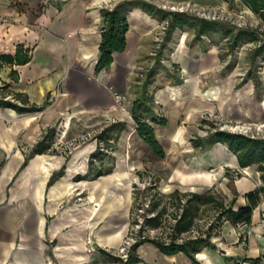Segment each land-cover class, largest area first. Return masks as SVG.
Wrapping results in <instances>:
<instances>
[{"label": "crops", "instance_id": "0c3cea01", "mask_svg": "<svg viewBox=\"0 0 264 264\" xmlns=\"http://www.w3.org/2000/svg\"><path fill=\"white\" fill-rule=\"evenodd\" d=\"M119 1L0 0V53L14 55L19 46L20 55L27 56L26 61H0V79L8 84L9 92H21L29 103L41 105L49 100L37 111L17 112L0 106V264H106L110 258L98 248L116 246L124 233L126 221L119 229L105 226L96 235L97 249L92 252L86 248L85 240H91L93 226L107 216L104 209L111 185L124 186L122 200L117 202L123 208L122 215L126 217L131 207L128 185L132 165L124 164L122 140L133 135L149 146L135 133L130 108L126 109L125 103L131 94V79L135 78L141 59L149 54L161 20L133 7L126 15L125 49L114 52L111 63L95 72L101 39L100 8H112ZM147 1L161 8L186 1L199 4V0ZM201 1L229 11L236 0ZM189 30L198 41L192 28L178 26L166 42L172 48L170 59L179 68L175 75L180 82L167 74L174 83L160 88L155 101L166 106L175 100L182 107L188 96H194V105L186 110V117L192 120L199 112V74L216 64V48H207L201 59L190 55L194 46L187 42ZM11 69L15 70L14 75L10 74ZM182 91L184 96L176 100ZM115 93L125 94L122 104L115 102ZM11 94L7 93L10 97ZM59 117L62 120L57 125ZM72 117L77 118L79 130H87L93 124L100 130L112 118L126 123L117 138L109 142L108 147H114L105 148L103 158L95 160L90 170L89 157L98 141L95 136L83 138L85 133L76 128L73 131L76 123ZM151 124L155 132V123ZM51 126L56 131L50 147L31 153ZM155 135L158 138L156 132ZM203 150L199 172L177 170V178L181 182L199 179L204 190L215 185L227 199L235 190L233 208L244 205L245 193L261 184L256 164L240 166L236 154L225 143L216 142ZM105 166L111 170L91 178L96 169ZM229 168H237L240 174L233 177ZM87 173L88 177H76ZM76 189L80 195L94 197L98 202L94 206L86 200L77 202ZM263 209L264 197L253 208L251 221L242 225L247 233L245 243L237 241L236 225L222 218L211 230L212 245L195 253L196 262L182 251L165 254L153 243L143 242L136 250L140 258L136 264H264Z\"/></svg>", "mask_w": 264, "mask_h": 264}, {"label": "rangeland", "instance_id": "374dc122", "mask_svg": "<svg viewBox=\"0 0 264 264\" xmlns=\"http://www.w3.org/2000/svg\"><path fill=\"white\" fill-rule=\"evenodd\" d=\"M199 7L206 8V11L208 10L210 13L216 11V13H219L226 20L234 23L237 27H257L258 38L260 40L264 39V22L257 14L244 5L241 0H236L229 11H222L221 8L208 5L201 0H199ZM190 31L191 30H189L187 42H193L194 46L189 53L190 55L194 57H198L199 55V59H201L206 56L205 53L208 51H204V48L209 49L213 48V46L216 48V64L199 74V93L197 95V97H199V112L196 116H194L192 120L186 117V110L194 105V96H188L186 103H183L182 107L177 106L175 100L166 106L158 104L155 101L157 98L156 92L160 88L174 83V79L169 78L167 74H176L179 71L178 66L176 68L173 67V63L170 59L172 48L167 44L162 47L164 35L159 45L155 44L156 41L154 39L149 54L141 59L134 74L135 78L131 79V94L125 103L127 105L125 108L129 109L132 100L142 89L148 70L155 67L158 72L150 79L147 92L153 95V108L156 112L161 114V116H166V123L164 125L158 126V124H155V132L164 148L165 157L159 158L155 156L144 143L133 135H128L127 138L122 140L123 146L121 148L125 158L124 164L126 166L132 165V169L130 170L132 177L128 185L131 194L129 207L133 202L132 190L138 188L143 189L145 187L147 188L145 195L139 196L137 199L138 202L142 201L144 204L147 202V199L151 200L153 198L160 200L161 204L164 203L167 207L166 212L163 214L160 227L149 228L145 232L149 237H163L169 234L171 230L170 226L173 222V213L177 200L174 197H169L167 195L169 192L174 189H177L179 192L204 191L203 184L199 182V179L181 182L180 179L177 178L180 174L179 172L193 174L199 172V160L203 156L204 150L203 148L193 147L190 142L191 137L205 136L208 132L216 129L240 132L255 137H264V63L261 57L256 59L257 63L262 64L257 67V74L261 79L259 90H256L252 79H243L247 69L251 65L248 54L257 42H243L230 53L227 49L226 39L220 40L219 44L212 43L206 36L203 39L195 41ZM218 45L220 47H218ZM219 52L223 54L222 59L219 57ZM204 62L205 59L202 63ZM0 75H3L1 65ZM1 86H3V80L0 79V87ZM8 90L7 87L1 89V91L4 92ZM184 94L185 93L182 91V94L176 96V100H180ZM6 98L14 101L9 95H7ZM61 120L62 118L59 117L56 124L58 125ZM71 121L76 123L73 131H76V128L78 132L83 131V133H85V135H82L83 138L84 136L85 138H93L99 130L95 128L96 126L94 124L90 128H86L87 130H79L77 118L72 117ZM111 147H114V145H111ZM111 147H107L106 150H111ZM109 157L111 158L112 156L109 155ZM111 161H114L113 158ZM138 169L143 173L138 175L136 173ZM177 170H179V172H176ZM228 170L233 177L240 174L237 168H229ZM126 180V178H122L121 181L126 182ZM133 184H136V186L134 187ZM119 185L118 187L111 185L112 188H109L107 207L104 209V211L107 212V216L105 219H102L103 221H98L93 226L91 240L89 238L85 240L87 250L93 252L97 249L98 244L96 235L101 231V228H105V226L106 228L108 226L109 229H119V227L124 225V221H126V225H124L125 230L121 239L116 246H113L117 252L118 247L121 244H125V240L135 235L134 229H131V233L129 232V224L132 220V217H129V212L125 217L122 215L123 208L117 206V202L122 200L124 193L123 184ZM164 185H169L171 188L165 189ZM78 192L79 189H76L74 193V198L77 202L86 200L90 202L92 206L98 202L94 197L89 199L88 196L84 197ZM212 194L216 195L215 189L212 190ZM215 214L216 212L209 205L201 206L198 211L196 223L193 227L194 232L204 230L209 221H213V224L217 225ZM133 217H135V215H133ZM106 247L109 246L106 245ZM106 264L116 263L109 260Z\"/></svg>", "mask_w": 264, "mask_h": 264}, {"label": "trees", "instance_id": "16d2710c", "mask_svg": "<svg viewBox=\"0 0 264 264\" xmlns=\"http://www.w3.org/2000/svg\"><path fill=\"white\" fill-rule=\"evenodd\" d=\"M241 2L252 12L257 14L264 22V0H241ZM133 7H139L149 14L156 15L160 20L164 18L169 19L168 27L164 33L162 47L170 40L172 31L178 26H188L192 28L194 30L195 39H203L206 36L215 44H219L220 40L226 39L227 49L230 53L243 42H257L248 54L251 65L247 69L243 79H252L256 90H259L261 79L257 74V67L262 64L257 63L256 59L261 57L264 63V39L260 40L258 38L257 27H237L234 23L226 19H211L188 12L167 10L147 0H120L112 8H100L101 39L98 45V59L94 67L95 72L100 71L111 63L114 52H120L125 49L126 31L128 29L126 15ZM218 47L220 46L218 45ZM203 50L205 51L207 48ZM19 52L20 47L17 46L14 55L0 53V61L3 60L8 63L26 61L27 56H21ZM219 57L221 59L223 58L221 52H219ZM173 67L176 68L177 65L173 64ZM14 72L15 70L11 69L10 74L14 75ZM157 72L158 70H156L155 67L148 70L141 91H139L138 95L132 100L130 115L134 121L135 133L137 136L149 146L156 156L163 158L165 157V151L155 135L154 127L151 122L164 125L166 119L155 112L153 108V95L147 92L148 83ZM169 75L174 76L176 82H180V78L175 75V73ZM7 85L8 84L3 83V86L0 87V106L11 107L17 112H25L41 110L49 103V100L45 99L43 104L36 105L29 103L27 96L21 92H9V90L7 92L1 91V89L6 88ZM7 93H12L11 97L15 102L6 98ZM125 126L126 123L119 120L110 122L98 130L95 134L98 145L90 154L89 170L95 160H101L103 158L105 155L104 149L108 147L109 142L117 138ZM55 131V126L48 127L41 139L32 147L31 153H41L47 150L50 147V142ZM216 142L225 143L228 148L236 154L240 166L251 163H255L257 166L261 184L245 193L246 203L244 205L234 209L233 205L237 196L236 191L233 190L232 197L227 199V196L215 185L208 187L203 192H179L177 189H174L167 194L169 197H174L177 200L173 213V219L175 220L171 223V232L169 234L155 238L149 237L145 233L149 228L160 227L163 214L167 210L164 203L161 204L160 200L152 198L149 200L148 207L144 208V211L140 214L142 216V221L137 229L135 240L127 249L126 258L121 257L113 247L109 249L99 247L98 250L102 254L107 255L113 263L136 264L140 260L136 252L137 247L143 242H151L165 254L182 251L193 262H196L195 253L204 246L212 245L210 235L212 228L215 226L213 221H209L204 230L197 231L198 233L195 236L188 235L193 230L201 206L209 205L213 208L216 212L215 219L217 222L224 218L233 224H248L251 221L253 208L259 203L260 199L264 197V137H255L240 132L216 129L208 132L205 136L191 138L192 145L200 148L209 147ZM110 170V166L104 169L98 168L92 173L91 178L107 173ZM142 173L143 172L140 170L137 171L138 175ZM88 176L89 174L87 173L85 176L77 175L76 177L78 179ZM51 180L52 178L49 180V183ZM133 186L135 187L136 184H133ZM146 189L145 187L143 189L138 188L132 190L133 202L129 210V217H132V220L129 224V232L132 226L139 221L136 217H133V215L138 213L140 202H138L137 199L139 196L145 195ZM213 189L216 190V195L212 194ZM262 215L264 216V209ZM182 233H184V235H182Z\"/></svg>", "mask_w": 264, "mask_h": 264}, {"label": "built area", "instance_id": "2783aa9c", "mask_svg": "<svg viewBox=\"0 0 264 264\" xmlns=\"http://www.w3.org/2000/svg\"><path fill=\"white\" fill-rule=\"evenodd\" d=\"M162 8L168 9V10H172V11H182V12H192L196 15H200L202 17H206V18H211V19H225L223 16H221L219 13H216V11H213L212 13H210L208 10L206 11V8L199 7V4H196L192 1H186V2H182V3H178V4H171L168 5L166 7V5H163ZM169 24V19L168 18H164L162 19L157 27V31L155 34V41H156V45H159L160 41L162 40V37L168 27ZM158 47V46H157ZM125 94L124 93H115L114 94V100L117 104H122V102L125 100ZM115 120L112 118L109 120V122H114ZM149 204V200L147 199V202H145L143 204L142 201H140V208H138V213L135 214V217L139 220L138 223H135L131 229L135 230V235L130 236V238L128 240H125V244L124 245H120L118 247V254L123 257L126 258L127 256V249L130 246V244L135 240L136 237V233H137V229L140 225V222L142 221V216L140 215L143 211L144 208L148 207ZM145 205V206H144ZM175 219H173L174 221ZM244 223H237L236 225V229H235V234H236V238L238 242L241 243H245L246 239H247V233L244 231V229L242 228V225ZM261 224L264 227V216L262 217L261 220ZM132 231H130L131 233ZM171 232V230H170ZM169 232V233H170ZM198 232H194V230H192L188 235L189 236H195ZM182 235H184V233H182ZM181 239V238H179Z\"/></svg>", "mask_w": 264, "mask_h": 264}]
</instances>
